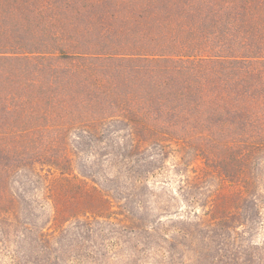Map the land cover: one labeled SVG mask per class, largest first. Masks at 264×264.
<instances>
[{
	"label": "trees",
	"instance_id": "obj_1",
	"mask_svg": "<svg viewBox=\"0 0 264 264\" xmlns=\"http://www.w3.org/2000/svg\"><path fill=\"white\" fill-rule=\"evenodd\" d=\"M0 264H264V0H0Z\"/></svg>",
	"mask_w": 264,
	"mask_h": 264
}]
</instances>
